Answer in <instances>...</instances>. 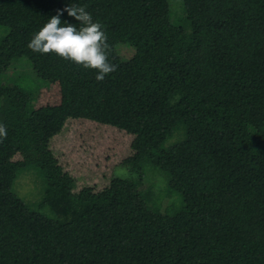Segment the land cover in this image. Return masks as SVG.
Masks as SVG:
<instances>
[{"label": "trees", "instance_id": "16d2710c", "mask_svg": "<svg viewBox=\"0 0 264 264\" xmlns=\"http://www.w3.org/2000/svg\"><path fill=\"white\" fill-rule=\"evenodd\" d=\"M180 2L182 26L168 0H0V143L27 132L46 150L68 121L85 120L132 136L121 165L134 175L76 193L60 175L57 189L78 204L61 220L0 192V264H264V0ZM65 4L85 5L103 26L116 66L103 81L27 48ZM22 58L31 82L3 81ZM48 69L60 100L35 108L53 83ZM32 166L12 165L15 173ZM146 168L166 175L159 203L178 195V209L154 208Z\"/></svg>", "mask_w": 264, "mask_h": 264}, {"label": "rangeland", "instance_id": "374dc122", "mask_svg": "<svg viewBox=\"0 0 264 264\" xmlns=\"http://www.w3.org/2000/svg\"><path fill=\"white\" fill-rule=\"evenodd\" d=\"M168 3L170 11H173V15L170 12L172 22L182 26V22H176L174 18L176 12L177 15L180 13V0H168ZM158 15L164 19L166 12L160 11ZM5 35V30L0 28V40ZM123 54L132 58L137 65L143 61V56L131 48L124 49ZM9 70L10 75H4L3 81L14 83L17 78L18 80L23 78L25 81L28 77L27 83L31 82L29 77L33 75L32 68L26 59H19ZM44 77L53 83L36 96L35 108L54 106L60 100L59 88L54 82V71L48 69ZM179 139V134L174 135L163 144V147H170ZM131 141L132 136L85 120L68 121L61 134L46 150L36 148L27 132H19L12 139L0 143V192H12L40 215L52 220H61L78 204L75 199L67 197L57 189L56 182L59 176L67 174L75 182L73 193L84 187H90L95 191L101 190L107 186L111 178H133L134 175L129 169L121 165L132 154ZM16 162H30L39 168L37 170L33 166L27 167L15 173L12 165ZM144 174L146 183H143L142 187L145 189L152 187L151 198L154 208L156 202L160 213H164L169 205H173L170 210L180 207L181 198L178 195L171 198L163 197L161 204L159 203V193H165L166 190L164 173L146 168ZM42 202L43 206L38 208Z\"/></svg>", "mask_w": 264, "mask_h": 264}, {"label": "clouds", "instance_id": "9594fccd", "mask_svg": "<svg viewBox=\"0 0 264 264\" xmlns=\"http://www.w3.org/2000/svg\"><path fill=\"white\" fill-rule=\"evenodd\" d=\"M65 15L71 18L62 19ZM107 36L99 21H94L85 5L65 4L48 17L33 33L27 48L40 55L53 54L80 67L95 70L96 81L114 72L116 66L109 61ZM7 129L0 124V138Z\"/></svg>", "mask_w": 264, "mask_h": 264}]
</instances>
